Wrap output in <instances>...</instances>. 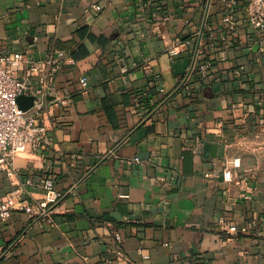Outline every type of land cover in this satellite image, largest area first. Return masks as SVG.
<instances>
[{"label":"crops","instance_id":"1","mask_svg":"<svg viewBox=\"0 0 264 264\" xmlns=\"http://www.w3.org/2000/svg\"><path fill=\"white\" fill-rule=\"evenodd\" d=\"M231 1L0 0V52L65 53L53 144L0 171L2 194L33 203L53 178L64 197L0 219V264H264V33Z\"/></svg>","mask_w":264,"mask_h":264},{"label":"built area","instance_id":"2","mask_svg":"<svg viewBox=\"0 0 264 264\" xmlns=\"http://www.w3.org/2000/svg\"><path fill=\"white\" fill-rule=\"evenodd\" d=\"M231 3L236 4L237 0ZM246 21L257 33H264V0H245ZM232 9V8H231ZM223 22L235 28L234 16L229 13L223 18ZM189 43V41H186ZM178 44L171 48L173 55L178 53ZM64 51H53L49 56L41 60H34L22 52H0V171H4L9 177L19 175L16 166V157L28 150L40 152L50 147L54 142V136L50 128L42 123L41 117L49 96L57 95L56 78L65 63ZM212 66L210 60L198 64L200 73L206 77ZM157 75L159 91H165L164 83ZM82 87L86 89L88 77L82 76ZM188 87V86H187ZM32 95L35 97L34 105L29 110H23L18 104V96ZM66 99H61L64 103ZM198 143L200 139H197ZM199 144L195 151H198ZM140 160L136 157V161ZM239 167V159L228 161L224 168V177L232 181L234 176L231 167ZM210 176L209 173L206 174ZM45 198L33 203H26L17 194H2L0 192V219L7 220L14 211L27 212L34 219L51 218L54 207L64 197V194L56 187L53 178L44 182ZM229 233L239 231L234 223L227 219H221ZM248 226L242 228L247 231ZM118 239L121 235L116 233Z\"/></svg>","mask_w":264,"mask_h":264},{"label":"water","instance_id":"3","mask_svg":"<svg viewBox=\"0 0 264 264\" xmlns=\"http://www.w3.org/2000/svg\"><path fill=\"white\" fill-rule=\"evenodd\" d=\"M204 31V25L202 26L201 32L203 33ZM34 99L35 97L32 95H20L18 96L17 100H18V104L20 106V108H22L23 110H29L33 105H34ZM220 153V156H223V145H219L218 146ZM222 150V151H221Z\"/></svg>","mask_w":264,"mask_h":264},{"label":"trees","instance_id":"4","mask_svg":"<svg viewBox=\"0 0 264 264\" xmlns=\"http://www.w3.org/2000/svg\"><path fill=\"white\" fill-rule=\"evenodd\" d=\"M244 2H245V0H243ZM87 29H81L80 30V33L81 34H84V32L86 31ZM81 51L83 52V53H86L88 50L86 49V47L85 46H83V44L81 45ZM87 54V53H86ZM73 56L74 57H76V55H75V52H73Z\"/></svg>","mask_w":264,"mask_h":264}]
</instances>
